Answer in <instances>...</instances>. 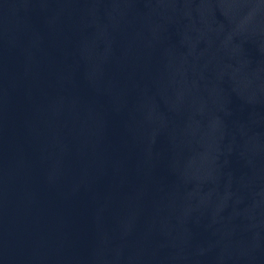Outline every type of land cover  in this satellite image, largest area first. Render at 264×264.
<instances>
[{"label":"water","instance_id":"1","mask_svg":"<svg viewBox=\"0 0 264 264\" xmlns=\"http://www.w3.org/2000/svg\"><path fill=\"white\" fill-rule=\"evenodd\" d=\"M0 264H264V0H0Z\"/></svg>","mask_w":264,"mask_h":264}]
</instances>
